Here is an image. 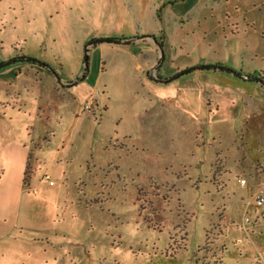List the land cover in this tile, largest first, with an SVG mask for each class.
I'll return each instance as SVG.
<instances>
[{"label":"rangeland","instance_id":"374dc122","mask_svg":"<svg viewBox=\"0 0 264 264\" xmlns=\"http://www.w3.org/2000/svg\"><path fill=\"white\" fill-rule=\"evenodd\" d=\"M24 54L54 72L0 70V264L264 261V80L199 68L264 79V0H0Z\"/></svg>","mask_w":264,"mask_h":264},{"label":"trees","instance_id":"16d2710c","mask_svg":"<svg viewBox=\"0 0 264 264\" xmlns=\"http://www.w3.org/2000/svg\"><path fill=\"white\" fill-rule=\"evenodd\" d=\"M149 37V35H146ZM142 36H134V37H121V38H100V39H94L91 40V42L88 43V45L91 44H97V43H108V44H116V45H124V44H133L136 42V40H138L139 38H141ZM158 45L161 46V44L159 42H157ZM87 50H89V48H87ZM19 63H25V64H32V65H39L41 67H44L46 69H49L50 71L54 72V69L49 66V64H47L46 62L40 61L39 59H37L36 57H32V56H28V55H22V56H16V57H11L7 60L1 61L0 62V70H3L5 68L8 67H12L15 65H18ZM159 66V64H158ZM158 66L156 68V70L158 71ZM155 68H151L150 70H148L149 76L151 77L152 74H155ZM199 68L201 69H213V70H222V71H227L233 75L239 76L241 78L244 79H248V80H256V81H263V77L260 76H256L255 74H250V75H243L239 72H237L236 70L232 69V68H227L224 66H219V65H213V64H206V65H202L199 66ZM88 70V65L87 62H85V67H84V71L82 73L81 77H78L75 81H72V83H74L73 85L77 84L78 80H83L85 78V75L87 73ZM185 71H182L181 73H184ZM151 80H157L160 82H167L169 81V79L166 78H160L157 75L152 76Z\"/></svg>","mask_w":264,"mask_h":264},{"label":"crops","instance_id":"0c3cea01","mask_svg":"<svg viewBox=\"0 0 264 264\" xmlns=\"http://www.w3.org/2000/svg\"><path fill=\"white\" fill-rule=\"evenodd\" d=\"M137 41L138 40H136V43H137ZM13 67V66H12ZM7 228H0V240L1 239H3V238H6L7 236H8V233H9V231L8 230H6ZM258 258V257H257ZM1 260V259H0ZM258 260H259V258H258ZM261 262V264H264V261L263 260H260ZM16 262V261H15ZM15 262L13 263V264H15Z\"/></svg>","mask_w":264,"mask_h":264},{"label":"built area","instance_id":"2783aa9c","mask_svg":"<svg viewBox=\"0 0 264 264\" xmlns=\"http://www.w3.org/2000/svg\"><path fill=\"white\" fill-rule=\"evenodd\" d=\"M87 108L90 107V103L86 105ZM264 203V196H260L258 199H257V204L258 205H261Z\"/></svg>","mask_w":264,"mask_h":264},{"label":"water","instance_id":"95a60500","mask_svg":"<svg viewBox=\"0 0 264 264\" xmlns=\"http://www.w3.org/2000/svg\"><path fill=\"white\" fill-rule=\"evenodd\" d=\"M142 37H144V36H142Z\"/></svg>","mask_w":264,"mask_h":264}]
</instances>
